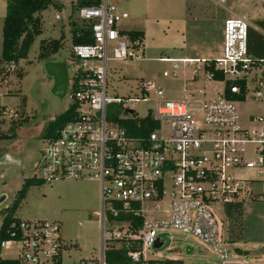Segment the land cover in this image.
I'll return each instance as SVG.
<instances>
[{"label": "built area", "instance_id": "1", "mask_svg": "<svg viewBox=\"0 0 264 264\" xmlns=\"http://www.w3.org/2000/svg\"><path fill=\"white\" fill-rule=\"evenodd\" d=\"M210 1L221 6L226 0ZM75 13L92 43L72 45L74 68L65 95L74 107L73 117L55 138L45 141L38 178L44 183L97 181L101 209L95 216L102 242H137L139 249L127 254L133 262L147 261L146 252L155 241L167 243L166 232L175 229L211 248L216 264H264L230 260L223 220L215 218V211L224 215L228 205L242 203L251 193L252 180L240 173L251 170L260 177L264 167V58L248 54L250 24L236 16L224 21L221 57L212 63L158 59L174 70L180 63H201L195 67L205 80L222 86L212 98L204 90L184 86L181 100H168L155 81L142 80L136 88L139 97L123 101L108 94V63L142 59L140 49L118 29L129 16L107 0ZM211 67L222 80L205 72ZM15 70V64L7 66V72ZM248 101L258 104L259 113L241 118L238 106ZM127 102L151 107L139 116ZM7 114L18 117L2 109L1 116ZM134 121V131L153 128L137 139L129 127ZM12 228L9 238L0 241V264H63L57 222L21 221ZM8 249H14L13 256H2ZM74 264L107 263L102 252Z\"/></svg>", "mask_w": 264, "mask_h": 264}, {"label": "rangeland", "instance_id": "2", "mask_svg": "<svg viewBox=\"0 0 264 264\" xmlns=\"http://www.w3.org/2000/svg\"><path fill=\"white\" fill-rule=\"evenodd\" d=\"M58 8L51 6L40 13L42 31L32 43L26 59L16 65L17 72L7 74V66L0 64V108L6 111L23 113L28 121L17 129L13 139H0V211L7 208L14 200L16 192L27 178L41 176L38 169L41 152L45 140L41 136L43 128L55 117L63 113L70 105L67 95L57 99L50 90L53 79L48 77L44 66L48 62L65 63L68 70V82L74 68L71 61V30L83 26L76 17L75 7L80 0H53ZM103 1V0H100ZM116 2L119 10L127 13L128 19L119 24L125 32L141 29L144 18L171 22L179 18L186 20L187 44L193 45L205 40L208 45H219L222 52L223 23L234 15H242L245 21L255 26L264 21V0H226L221 6L210 0H107ZM162 2V3H161ZM74 6V8H73ZM244 12V13H242ZM56 16L59 20H56ZM0 20V50L1 28ZM143 31V29H141ZM166 33V30L163 31ZM61 39L62 48L48 59L38 60L41 41ZM144 38L141 47V60L128 59L108 63V94L112 97L127 99L139 97L137 84L140 81H155L168 100H181L189 90H204L208 98L220 92L221 83L205 80V75L193 65H178L172 69L170 63H160L156 58L166 55L146 52ZM218 43V45H216ZM195 71V73H193ZM168 73L163 78L162 73ZM196 76V81H191ZM24 100V102H23ZM126 106L139 116H145L150 104L127 102ZM241 118L259 113L258 104L248 101L238 106ZM17 117V118H18ZM22 117V118H23ZM8 114L2 116L0 127L8 133L11 122ZM242 123V120H241ZM241 175L252 180L251 193L242 202V235L241 240L228 246L230 260L243 259L246 262H262L264 259V167L262 175L255 171H245ZM258 193V194H257ZM3 198V200H1ZM101 209L100 186L95 180H67L43 183L31 186L25 199L20 204L14 217L20 221H50L60 226V235L64 244L62 253L63 264H74L80 260L96 259L107 247L118 248L116 241L102 242L95 213ZM216 219L223 220L222 211H215ZM1 223V217H0ZM167 243L159 250L149 249L148 260H179L182 264H216V257L211 248L193 236L179 230L167 232ZM102 251V252H101ZM248 252L243 257L237 252ZM14 249L2 251V256H13ZM238 255V257H236ZM143 261V260H141Z\"/></svg>", "mask_w": 264, "mask_h": 264}, {"label": "trees", "instance_id": "3", "mask_svg": "<svg viewBox=\"0 0 264 264\" xmlns=\"http://www.w3.org/2000/svg\"><path fill=\"white\" fill-rule=\"evenodd\" d=\"M99 3L100 0H80L76 3L75 7L97 6ZM51 6L58 8V5L53 0H7L1 28L0 64L9 65L13 63L17 65L20 60L26 59L32 43L42 31L40 13ZM122 33L125 34L133 48L139 49L141 47L144 38L143 31H123ZM71 43L72 45L92 43L91 36L84 26L71 30ZM61 48V39L41 41L37 58L38 60L48 59L58 53ZM247 51L249 56L256 60L264 58V21H258L255 26L249 28ZM0 71H3V68ZM14 72L17 73V77L21 78V73ZM205 72L213 73V77L217 81L222 80V75L218 72H213L212 67L205 68ZM1 111L2 109L0 108V127L2 125ZM73 113L74 107L69 106L63 113L50 121L41 132L42 138L45 141L55 138L60 129L72 119ZM22 117L23 113L14 122H11L7 134L3 133L0 129V139L15 138L17 129L21 128L28 121L27 118ZM144 121L142 120L139 123L144 124ZM129 127L131 133L137 139L143 137L153 128L151 126H143L140 130L134 131L136 121L131 122ZM43 183L41 179L35 176L25 179L20 189L16 192L13 202L7 208L0 211V241L7 240L10 231H15L12 225L17 226L21 222L14 217V213L25 199L29 188ZM241 218L242 203L231 204L224 209L223 229L225 241L229 245L241 240ZM119 219H124V217L120 216ZM116 242L119 244L118 248L107 247L103 251V258L107 264H182L179 260H138L137 262H133L127 254L139 249L137 242L125 240H117ZM237 254L243 257L249 255L248 252L239 251Z\"/></svg>", "mask_w": 264, "mask_h": 264}, {"label": "crops", "instance_id": "4", "mask_svg": "<svg viewBox=\"0 0 264 264\" xmlns=\"http://www.w3.org/2000/svg\"><path fill=\"white\" fill-rule=\"evenodd\" d=\"M160 1L161 0H159V2ZM171 1L172 0H164V3ZM6 2L7 0H0V20H2V18L5 15ZM113 4L117 6L116 2H113ZM234 16L245 18L242 15L240 16L234 15ZM250 26L253 27V25ZM120 27L121 26L118 25L119 31L123 32L122 30L123 28L120 29ZM141 29H143L144 42H145L144 48L146 49V52L148 51V53H153V54L163 53V55H166L165 57H163L164 59L177 60V61L178 60L214 61L215 59L221 57V55L218 56L220 49L218 43L216 44L218 45L217 50H215V46H214L215 44L208 45L205 40L203 41L201 40L199 43L197 42L196 44L193 45L187 44V38H186L187 27H186V20L184 17L183 18L181 17L176 20H171V22L164 20L158 21L157 19H153V18H144L141 21ZM164 30H166V33L163 32ZM132 31H139V30H132ZM159 58H156L155 61L159 62L158 61ZM197 65L198 66L201 65V63L193 66H197ZM263 194H264L263 191H261L259 195H263Z\"/></svg>", "mask_w": 264, "mask_h": 264}, {"label": "water", "instance_id": "5", "mask_svg": "<svg viewBox=\"0 0 264 264\" xmlns=\"http://www.w3.org/2000/svg\"><path fill=\"white\" fill-rule=\"evenodd\" d=\"M44 70L47 76L53 79V85L50 90L51 95L57 99H62L65 95L68 81L66 64L61 62H48L45 64ZM164 244V242L157 239L153 245V250L161 249L164 247Z\"/></svg>", "mask_w": 264, "mask_h": 264}]
</instances>
